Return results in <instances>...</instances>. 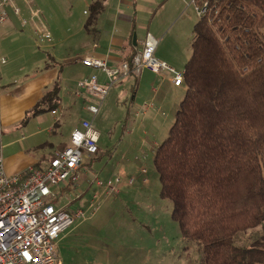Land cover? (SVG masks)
Masks as SVG:
<instances>
[{
	"label": "trees",
	"instance_id": "obj_1",
	"mask_svg": "<svg viewBox=\"0 0 264 264\" xmlns=\"http://www.w3.org/2000/svg\"><path fill=\"white\" fill-rule=\"evenodd\" d=\"M203 2L185 95L154 151L160 197L202 264H264L263 245L240 246L238 238L262 227L264 242V0H194ZM102 9L103 0L92 3L87 29ZM58 94L55 85L26 120L45 105L53 112Z\"/></svg>",
	"mask_w": 264,
	"mask_h": 264
},
{
	"label": "rangeland",
	"instance_id": "obj_2",
	"mask_svg": "<svg viewBox=\"0 0 264 264\" xmlns=\"http://www.w3.org/2000/svg\"><path fill=\"white\" fill-rule=\"evenodd\" d=\"M154 1L155 5L142 4L146 9L141 13L136 34L143 38L148 32L159 40L154 58L183 73L184 64L191 56L193 26L199 19L194 0ZM105 3L106 30L124 36L129 26L115 20L121 0ZM59 11L65 19L62 24L69 29H55L60 37L70 31L73 40L88 18L84 14L89 11L86 1L62 0ZM0 29H6V25H0ZM10 30L15 34L10 33L6 42L0 41V52L5 53L7 61L6 65L0 66V71H7L10 83L19 80L18 87L30 76L20 75L22 66L35 64L30 68H36L42 64L39 57L30 54L29 48L35 49L43 58L46 53L37 48H46L49 43L36 39L34 34L27 35V30ZM20 33L26 36L19 37ZM31 37L36 40L29 42ZM60 42L59 48L64 50L67 45ZM78 47L71 44L70 49L74 48L76 52ZM100 72L102 74L94 75L103 85L106 77ZM172 77L167 72L155 74L142 68L115 82L96 116L83 110L80 103L76 115L71 118V127L64 124L62 137L67 138L74 122H93L100 140L99 152L90 163L91 170L98 173L102 182L119 177L120 184L118 193L100 197L92 215L88 208L92 192L71 205L70 210L81 208L86 214L84 220H76L58 241V264H202L199 247L181 236L178 224L171 217L172 203L160 197L161 184L153 164L154 151L166 139L186 91L183 85L175 87ZM83 79H76L73 84L77 86ZM35 125H31L29 131L35 130ZM1 128L3 156L13 154L21 148L22 130ZM16 136L15 145L7 147V141H14ZM131 180L133 184L129 183ZM262 233V227H258L241 234L239 245H254L258 241L264 250Z\"/></svg>",
	"mask_w": 264,
	"mask_h": 264
},
{
	"label": "crops",
	"instance_id": "obj_3",
	"mask_svg": "<svg viewBox=\"0 0 264 264\" xmlns=\"http://www.w3.org/2000/svg\"><path fill=\"white\" fill-rule=\"evenodd\" d=\"M61 1L8 0L4 5H1L2 0H0V14L4 13L5 15V19L0 22V25H6V29H0V41L6 42L10 39V33L15 34L10 29L27 30V35L31 36V34H34L36 39H39V36L44 33L50 35V41H44L49 43L48 47H36L46 53V56L43 57L45 59L35 49L33 51L29 48L30 54L36 58L39 57L42 64L36 66V68L34 67L35 69L30 68L35 64L22 66L19 69L20 75L30 76L18 87L16 86L19 80L10 83L8 82L9 74L7 71H0V150L3 157L4 171L7 175H25L31 168H43L55 152L63 150L69 144L70 135L67 138L62 137L64 124H70L71 127V118L76 115L80 103L82 104V109L87 112L84 95L74 85L76 84L75 80L87 78L95 73H101L100 70L85 67L81 62L82 59L89 56L96 57L105 61L109 67H116L126 62L130 54H134L143 47L145 36L141 38L136 34L141 13L146 9L142 4L155 5L154 0H121L117 10L119 15L115 17V20L127 27L129 26L127 32L122 36L118 33L115 34L116 31L108 32L106 30L107 25L104 22L107 17V6L105 3L107 0H103V9L95 16L93 26L87 29L85 24L91 16L90 7L97 0H84L89 9L88 12L84 11V14L88 15V18L81 25L82 27H79L76 37L71 40L70 31L62 33L63 37H60L55 29H69V26L62 24L65 19L59 11ZM126 8L129 9L127 12L125 11ZM120 9L121 11H119ZM18 36L24 37L26 34L20 33ZM35 38H28V41H35ZM60 38L61 42L57 40ZM58 42L67 45L64 48L65 51L60 50ZM71 44L79 45L76 52L74 48L70 49ZM1 60H4V63ZM6 62L5 53L0 52V66L6 65ZM55 85L59 87L58 105L53 110L55 113L48 111V105H45L42 113L26 120L29 112L41 101L45 93ZM175 87L179 88L180 86ZM126 116L128 117V112ZM80 122H74L72 130L78 127ZM33 124H36V129L29 131L30 126ZM1 126L7 130L14 128H21L22 130L21 139H19L22 142L21 148L13 154L3 156ZM17 138L18 136L12 142L7 141L6 146L15 145ZM91 174L98 176V173L93 170L90 173L86 172V180L82 187L87 193L89 192V187L86 182L91 179Z\"/></svg>",
	"mask_w": 264,
	"mask_h": 264
},
{
	"label": "built area",
	"instance_id": "obj_4",
	"mask_svg": "<svg viewBox=\"0 0 264 264\" xmlns=\"http://www.w3.org/2000/svg\"><path fill=\"white\" fill-rule=\"evenodd\" d=\"M7 1L2 0L1 5ZM195 6L199 17L205 12L207 3ZM4 19V13H1L0 22ZM39 39L50 41V35L41 34ZM157 45L158 40L147 33L143 47L134 53L130 65L123 62L109 67L96 57L83 58L81 62L85 67L100 70L106 77L103 85L94 74L77 83L84 95L86 110L96 116L115 82L142 68L155 74L169 72L173 84L182 86L184 73L154 58ZM92 123L81 121L72 130L69 144L63 150L55 152L45 167L31 168L25 175H7L0 150V264H58V241L76 220H84L86 214L81 208L70 210V207L87 194L82 185L86 172L92 171L90 163L99 152L100 134ZM91 175L86 183L92 192L88 203L92 215L102 195L118 193L120 179L102 182L97 175ZM129 183L133 184V181Z\"/></svg>",
	"mask_w": 264,
	"mask_h": 264
}]
</instances>
